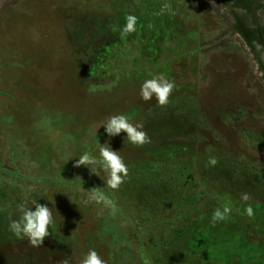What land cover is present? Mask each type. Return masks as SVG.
I'll list each match as a JSON object with an SVG mask.
<instances>
[{"label":"rangeland","instance_id":"374dc122","mask_svg":"<svg viewBox=\"0 0 264 264\" xmlns=\"http://www.w3.org/2000/svg\"><path fill=\"white\" fill-rule=\"evenodd\" d=\"M128 14L138 17L136 31L122 35ZM156 73L177 85L163 107L139 95ZM118 113L143 123L150 143L131 145L123 132L109 138L103 126L96 133ZM100 143L128 164L118 191L75 164ZM94 187L115 201V215L84 204ZM2 195L10 204L0 205L4 230L22 200L52 207L56 224L43 244L58 252L40 261L42 247L8 231L0 264H64L63 251L79 264L89 249L107 264H264V78L230 8L213 0H0ZM225 204L230 217L213 226Z\"/></svg>","mask_w":264,"mask_h":264},{"label":"clouds","instance_id":"9594fccd","mask_svg":"<svg viewBox=\"0 0 264 264\" xmlns=\"http://www.w3.org/2000/svg\"><path fill=\"white\" fill-rule=\"evenodd\" d=\"M138 17L133 14L126 16V22L119 29L122 35H128L136 31ZM115 30V29H114ZM177 85L174 80L169 79L164 73H156L151 78L144 79L140 85V98L147 102L155 98L157 104L161 107L170 103V97L176 90ZM95 91V89H90ZM103 126L104 131L109 138L125 133L127 142L134 146H142L150 143V137L144 130L143 123L134 122L132 117L126 113L113 114L104 119L95 129ZM109 145V143H106ZM78 160L75 161L76 166L84 165L91 173L101 177L100 173L104 174L101 179L103 185L110 190L118 191L122 184L126 182L129 175V167L125 162L124 157L111 148L105 146V143L97 145V150L94 153L84 152L79 154ZM70 159V158H69ZM215 157H210L208 164L215 166L217 164ZM86 198L83 201L85 205L97 204L103 205L111 210V214L116 213V203L104 190L92 188L91 191L85 194ZM251 197L248 193H243L240 200L244 202L243 212L248 218L255 215L253 206L249 203ZM232 206L225 204L222 209L216 208L211 216V223L215 226L216 223L227 220L232 213ZM18 218L11 219L8 225V230L20 240L27 239L32 247H40L43 244L44 238L50 235V229L55 226L56 218L52 207L46 204H41L35 199H25L16 205ZM64 264H69L66 259ZM79 264H107L106 260L94 249H89L82 254Z\"/></svg>","mask_w":264,"mask_h":264},{"label":"trees","instance_id":"16d2710c","mask_svg":"<svg viewBox=\"0 0 264 264\" xmlns=\"http://www.w3.org/2000/svg\"><path fill=\"white\" fill-rule=\"evenodd\" d=\"M213 1H215L216 3L224 4L230 8L236 31L242 37L246 46H248L251 52L253 53L254 59L257 61L258 68L262 72L264 78V56H263L264 55V21L262 19V16L260 15V11L264 9V1L263 0H213ZM258 47H261V49H258ZM154 174L156 175V173ZM0 200L2 201L0 205H4L10 208V204L7 202L5 195L0 196ZM1 211L4 210L0 208V213ZM8 231L9 230H4L0 227V247L6 244L5 242H2L1 239L2 236L3 239H5V237L8 236ZM51 246H53L51 242H46L45 244L40 246L42 248L35 249L37 254H39V251H42V253H40L41 255L38 256L40 261H44V259L46 258L49 259L51 255L53 257L58 252V251L56 252V248L51 249ZM28 254L29 256H31L32 253L30 252ZM61 256L69 260V258H71L73 255L67 251H63L61 252ZM27 258L30 257H26L24 259V262H26L25 260H27Z\"/></svg>","mask_w":264,"mask_h":264}]
</instances>
